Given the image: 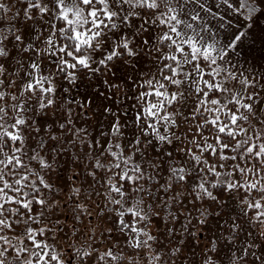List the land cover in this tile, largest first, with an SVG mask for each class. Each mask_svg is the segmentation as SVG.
Masks as SVG:
<instances>
[{"label": "snow or ice", "instance_id": "6c2138e0", "mask_svg": "<svg viewBox=\"0 0 264 264\" xmlns=\"http://www.w3.org/2000/svg\"><path fill=\"white\" fill-rule=\"evenodd\" d=\"M0 264H264V0H0Z\"/></svg>", "mask_w": 264, "mask_h": 264}, {"label": "rangeland", "instance_id": "374dc122", "mask_svg": "<svg viewBox=\"0 0 264 264\" xmlns=\"http://www.w3.org/2000/svg\"><path fill=\"white\" fill-rule=\"evenodd\" d=\"M259 47V46H258ZM258 54V53H257Z\"/></svg>", "mask_w": 264, "mask_h": 264}]
</instances>
